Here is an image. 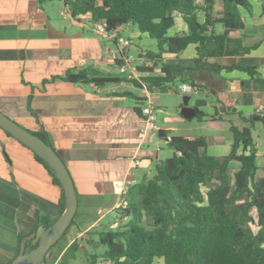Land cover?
<instances>
[{
  "label": "crops",
  "instance_id": "0c3cea01",
  "mask_svg": "<svg viewBox=\"0 0 264 264\" xmlns=\"http://www.w3.org/2000/svg\"><path fill=\"white\" fill-rule=\"evenodd\" d=\"M249 2L250 11H242L246 28L231 34L222 57L210 58L216 46L212 36L203 44H191L179 54H163L174 80L191 78L201 86L196 92L207 95L196 99L193 107L207 115L199 122H205L211 131L222 126L230 129L231 122L251 126L247 119L253 115L264 117L263 81L239 69L216 71L210 67L212 63L254 66L257 75L264 78V2ZM219 26L222 25L215 31L223 32L224 27L220 30ZM177 29H184L180 16ZM107 48L113 50L116 43L99 37L86 24L70 17L60 22L45 8V0H0V109L32 131L44 129L49 133L79 196L74 222L48 252L49 264H59L66 252L70 260L65 257L64 264H79V252L89 264H111L102 257L106 249L98 233L112 229L116 218L108 223L106 218L118 211L128 187L139 182L144 174L150 175L155 161L161 160L155 135H142L145 90L141 84L123 81L124 89L119 90L104 83L100 84L104 90L98 93L94 91L95 84L53 78L89 66L98 69L101 76L114 75L112 69L117 64ZM140 52L136 56L138 68L145 67L140 65L146 58ZM197 58L207 64L196 68ZM156 66L154 62L153 67ZM142 70L138 69L139 77L152 90L161 86L151 82H168L159 68ZM126 82L143 94L135 95ZM30 97V107L36 115L30 111ZM258 107L262 111L256 114ZM209 119L220 123H212V128L207 123ZM160 130L172 132L163 137L167 142L176 136L172 127ZM203 137L208 141L210 154L222 157L231 151L233 140L226 142L215 135ZM255 144L259 162L264 158V147ZM233 164L234 168L239 166ZM259 167L262 175L264 170ZM61 198L62 187L35 158L34 151L0 128V264H7L17 254L20 235L34 229L38 215H61ZM44 231L43 227L38 228L37 236L40 238ZM74 242L78 243L77 250L68 253ZM157 262L164 264L162 259Z\"/></svg>",
  "mask_w": 264,
  "mask_h": 264
},
{
  "label": "trees",
  "instance_id": "16d2710c",
  "mask_svg": "<svg viewBox=\"0 0 264 264\" xmlns=\"http://www.w3.org/2000/svg\"><path fill=\"white\" fill-rule=\"evenodd\" d=\"M65 3L72 19L78 22L92 26L104 23L109 30L133 23L141 33L155 39L158 51H145L144 57L157 66L139 69L159 68L167 81L175 76L164 63L163 54H179L191 44H203L212 36L216 46L210 58L222 57L231 34L246 28L242 11L251 9L249 0H65ZM178 16L184 29H177ZM218 25L224 27L223 32L215 31ZM140 56L143 57L142 52ZM205 64L201 58L196 59V68ZM210 67L216 71L239 69L264 82L254 66L212 63ZM53 78L81 84L129 81L112 74L101 76L92 66ZM180 81L201 89L191 78L182 77ZM151 84L162 86L164 82ZM29 100L30 111L36 115L30 107L31 97ZM196 115L200 121L207 116L198 110ZM247 120L251 126L230 123L231 151L222 157L209 153L208 141L203 136L193 139L172 136L168 144L174 149L173 156L156 160L151 174H144L124 194L118 211L125 222L121 220L117 229L98 233L100 243L106 247L102 257L111 264H155L160 259L164 264H264V176L259 174L258 148L252 136L255 122L264 124V117L253 115ZM214 122L220 123L216 119L207 120L212 128ZM33 132L53 145L44 129ZM34 155L61 186L43 159ZM233 163L239 166L234 168ZM65 207L62 188L61 214ZM57 218L38 215V228L47 229ZM32 231L20 235L17 254L7 264L18 255L22 239ZM39 240L38 236L31 239L27 251L36 247ZM77 247L74 242L68 253L75 252ZM65 257L59 264H64Z\"/></svg>",
  "mask_w": 264,
  "mask_h": 264
},
{
  "label": "rangeland",
  "instance_id": "374dc122",
  "mask_svg": "<svg viewBox=\"0 0 264 264\" xmlns=\"http://www.w3.org/2000/svg\"><path fill=\"white\" fill-rule=\"evenodd\" d=\"M64 7V3L61 0H45V8L50 10L53 15H55L60 22L63 21L64 16L61 14V11ZM77 21V20H76ZM78 22V21H77ZM94 30V25H87ZM222 30V26L218 27ZM122 34L126 38L133 39V45L130 47V54H132L135 58L139 55L140 51H158V44L155 39L151 38L147 34H143L139 31L138 27L133 23H129L128 27L123 26ZM95 32V31H94ZM96 33V32H95ZM137 60V59H136ZM136 65V61L134 62ZM113 74L124 78L125 75L121 74L117 67L112 69ZM128 85V89L132 90L133 93L136 94H143L139 88H135L132 83L126 82ZM181 82L178 80L168 81L165 82V85L161 87H154L153 96L154 100L157 103V108L154 111L155 114V126L157 130V134L154 136V140L158 142V151L160 159H166L174 154V149L168 144V142L161 136H159V130L165 129L167 127L174 128L173 134L177 136H185V135H197V136H208V135H215L216 137H220L226 142H230L233 140V134L230 131L228 126H222L220 130H210L209 126L205 122H199L197 117L187 118L182 113V104L184 102V96L187 95L183 91L179 90L178 86ZM123 83H107L106 87H117L119 90H123L122 87ZM115 88V89H117ZM126 89V88H125ZM191 99L189 105L193 107L196 99H203L207 98V95L203 93L193 92L191 94ZM133 102L136 104V100L131 98ZM171 131L167 132L166 136L171 135ZM252 135L254 137L255 142L260 144L264 147V124L260 122H256L254 127L252 128ZM151 149L154 148L153 144L149 145ZM259 165L262 166L264 170V158L261 157L259 160ZM235 166V164H233ZM264 176V171L262 172ZM114 217L116 220H122L125 222L126 219H121L119 211L113 212L106 218V222L108 223L110 220L114 221ZM115 220V221H116ZM114 221V222H115ZM121 221V222H122ZM103 248L106 249L105 245ZM93 250V249H90ZM94 251V250H93ZM82 253L79 252L80 258L78 259L79 264H89V260L86 256L81 255ZM66 260H70L68 256ZM156 264H163L161 262H156Z\"/></svg>",
  "mask_w": 264,
  "mask_h": 264
},
{
  "label": "water",
  "instance_id": "95a60500",
  "mask_svg": "<svg viewBox=\"0 0 264 264\" xmlns=\"http://www.w3.org/2000/svg\"><path fill=\"white\" fill-rule=\"evenodd\" d=\"M191 95L184 96L182 113L187 118L196 116V109L189 105ZM0 128L11 134L25 146L29 147L48 165L59 179L65 192L66 207L63 213L42 233L36 247L27 251V243L37 236L36 222L31 234L22 239L20 251L9 264H49L47 254L56 245L71 226L79 207V196L74 179L62 156L57 149L35 134L32 130L20 124L0 109ZM159 136L165 137L166 131L159 130Z\"/></svg>",
  "mask_w": 264,
  "mask_h": 264
},
{
  "label": "built area",
  "instance_id": "2783aa9c",
  "mask_svg": "<svg viewBox=\"0 0 264 264\" xmlns=\"http://www.w3.org/2000/svg\"><path fill=\"white\" fill-rule=\"evenodd\" d=\"M63 1L64 4L65 0ZM61 14L66 18L70 17L72 18L69 8L64 5ZM120 27L114 28V29H107V26L104 23H97L94 26V31L96 34L103 38V39H108L111 41H114L116 43V48L113 50L110 48H107V53L110 55L111 59L117 64V70L121 73L124 74L126 79L129 81H138L141 82L140 84L145 90V104L142 107V113H143V121H144V128L142 129V135L143 137L152 134L156 135L157 130L155 126V114L154 111L157 108L156 101L154 100L153 96V91L149 87L147 83L141 80L139 77V71H138V66L134 64L136 61V58L130 54V47L133 45V39L131 38H126L125 36L120 35ZM143 56L145 55V52L142 51ZM144 63V65H142ZM142 63L140 64L141 66L145 67H151L153 66L154 61L151 59H143ZM186 85L190 91L184 92L186 94H191L193 92L199 91L198 87H195L188 82H182L178 88L181 90V86ZM104 90V87H102L100 84H95L94 85V91L100 93ZM182 91V90H181ZM262 107H258L256 109V114L261 113ZM136 164L139 165L140 161L136 160ZM123 202V200H122ZM122 204V203H121ZM120 204V206H121ZM120 225V221L116 220L111 224L112 229H117Z\"/></svg>",
  "mask_w": 264,
  "mask_h": 264
},
{
  "label": "clouds",
  "instance_id": "9594fccd",
  "mask_svg": "<svg viewBox=\"0 0 264 264\" xmlns=\"http://www.w3.org/2000/svg\"><path fill=\"white\" fill-rule=\"evenodd\" d=\"M181 90L184 91V92L190 91V89H188V87L186 85H182L181 86Z\"/></svg>",
  "mask_w": 264,
  "mask_h": 264
},
{
  "label": "flooded vegetation",
  "instance_id": "af4514ba",
  "mask_svg": "<svg viewBox=\"0 0 264 264\" xmlns=\"http://www.w3.org/2000/svg\"><path fill=\"white\" fill-rule=\"evenodd\" d=\"M39 225V224H38ZM37 230H38V226H37Z\"/></svg>",
  "mask_w": 264,
  "mask_h": 264
}]
</instances>
